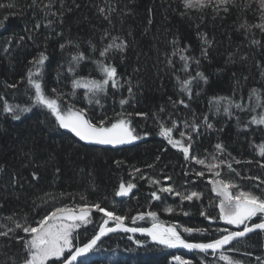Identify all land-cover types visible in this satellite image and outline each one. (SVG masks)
Instances as JSON below:
<instances>
[{
	"label": "trees",
	"instance_id": "trees-1",
	"mask_svg": "<svg viewBox=\"0 0 264 264\" xmlns=\"http://www.w3.org/2000/svg\"><path fill=\"white\" fill-rule=\"evenodd\" d=\"M10 2L17 7L0 9V20L8 17L0 27V96L13 105L29 106L33 90L27 84L26 74L33 67L30 61L44 52L48 59L43 66L42 84L49 96H55L52 89H57L63 94L61 103L65 107L71 104L86 109L94 122L102 116L115 118L116 113L123 111L135 129L134 134L141 139L120 149L89 146L59 129L47 110L33 107L20 120H13L3 113L0 101V225L14 227L6 219L13 217L21 224L35 226L56 207L99 204L126 217L128 227H149L153 221L148 213L154 212L158 223L175 226L189 243L222 238L226 234L222 229L236 231L220 220L218 197L208 182L216 177L195 163V159L231 163L234 171L225 164L213 170L220 172L219 179L235 184L237 187L232 188L235 192L248 191L264 197V183L260 182L264 181V168L260 167L264 157L256 147L264 142V126L248 125L252 116H258L264 109L252 112L232 107L233 116L229 118L222 109L217 112L216 106L210 105L214 97H230L234 103L251 108L255 105V97L249 100L252 89L259 90L264 98V33L258 28L246 31L240 27L245 20L248 24L260 22L256 4L248 11L233 8L230 13L217 14L212 8L185 10L182 0H107V4L105 0H75V3L65 0V9L71 10H63L61 17L57 0L53 8L57 16L45 18L39 9L28 7L31 0H0L5 5ZM47 2L42 0L41 7ZM237 3L245 4L247 0ZM109 6L113 11H106L109 19H104L98 7ZM48 20L52 21L50 28L44 26ZM37 22L41 23L39 29L34 28ZM113 37L119 38L116 43L127 45L122 52L111 50L105 60L117 68L121 86L118 90L109 87L107 95L101 96L103 107L90 106L84 99V89H75L73 95L72 77L67 73L71 55L79 50L86 56L104 59L99 51H91L89 42L99 50L111 43ZM253 40H259L260 44H252ZM68 41L78 44L79 49L69 45L61 51L60 45ZM180 56L189 59L183 61ZM197 72L203 73L207 82L199 77L193 80L189 99L181 91V81L196 76ZM76 75L102 79L90 59L79 64ZM8 84L16 87L8 88ZM121 99L128 101L123 107ZM179 100H184L188 107L174 103ZM205 116L213 124L212 129L204 125ZM236 117L240 118L239 124ZM173 121L178 125L173 129L174 139H181V131L193 138L189 160L159 135L161 125L172 127ZM185 121L199 125V132L185 128ZM111 122L109 119L108 123ZM184 143L189 141L185 139ZM217 144L223 146V152L216 149ZM153 180L160 184H153ZM121 183L134 184L135 191L128 199L119 201L116 192ZM160 186H170L174 192H158ZM154 191L158 192L159 200L152 198ZM192 192L198 193V198L181 199ZM169 208L173 211L168 212ZM141 215L144 218L133 223V218ZM89 219L90 223L74 231V244L87 242L104 220L102 213L96 211ZM260 219L254 217L249 224ZM186 227L197 231L186 233L183 231ZM16 235L25 236L19 230ZM233 247L238 251H232ZM224 253L242 264H262L264 231L233 243ZM22 255V242L0 237V264H12V259L20 264ZM176 257L191 264H226L218 259V254L214 257L167 251L149 245L145 239L129 240L123 235L108 237L82 261L178 264Z\"/></svg>",
	"mask_w": 264,
	"mask_h": 264
},
{
	"label": "snow or ice",
	"instance_id": "snow-or-ice-1",
	"mask_svg": "<svg viewBox=\"0 0 264 264\" xmlns=\"http://www.w3.org/2000/svg\"><path fill=\"white\" fill-rule=\"evenodd\" d=\"M60 4V16H63V10L70 11L71 9H65V0H58ZM42 0L38 3V0H31V4L28 5L29 8L44 13V17L48 16H57V11H53L57 0H48L46 4H43L41 7ZM75 3V0H73ZM107 4V0H105ZM183 7L185 10L188 9H197L204 10L207 8H212V10L219 14V12H224L225 14L230 13L233 8H238L240 11H248L252 9V5L256 4L255 11L259 12V23L248 24L247 20L240 25L241 28H244L246 31H250L252 28H258L262 33H264V0H247L245 4H238L237 0H182ZM17 5L15 3L3 4L0 3V9L8 8L14 9ZM79 7V5H77ZM98 11L101 15L104 16V19H109L107 12L113 11L109 6L107 9L104 7H98ZM20 14H23L21 10ZM186 14V13H184ZM35 18V14L33 16ZM8 19L7 16L0 20V27H3L4 21ZM52 21L48 20L44 25L45 27H51ZM41 23L37 22L34 25L35 29H39ZM108 33L105 32V36ZM31 39V36L28 37ZM24 39V37H20ZM118 37H113L112 42L105 45L101 49H97L95 44L89 42V47L92 52L99 51V56L104 59H95L91 56H86L83 52L79 50L76 54L71 55V60L67 67V73L72 77V88L73 95H75V89H84V99L91 106L93 104H101V96L107 95L108 88L117 89L121 86L119 84V76L117 73V68L110 63H106L105 60L108 58L111 50L115 49L117 51H123L127 45L123 42L116 43ZM206 40V38H205ZM9 43L11 41L9 40ZM252 44L259 45V40H253ZM74 46L79 49V45L75 44L73 41H68L67 44L62 43L60 45L61 51L67 46ZM7 51V48H5ZM175 54V53H173ZM204 54L207 55L206 50ZM246 59V57H243ZM48 57L44 52H40L38 57L30 61L33 65L32 68H29L26 74L27 84L33 90V94L29 96L31 101L29 106H20L19 104L13 105L5 99V97L0 96V101H2V111L5 114L11 116L13 120H20L21 115L28 113L32 110L33 107H40L45 110L54 118L56 126L59 129L67 130L69 133L73 134L75 137L79 138L80 141H84L89 144L95 145H111L113 147L118 145L130 144L135 140L141 139L139 135L134 134L135 129L131 127V121L126 118V114L121 111L116 113L115 118H109L102 116L97 121H93L87 115V111L84 108H77L75 105H67L66 107L61 103L63 100V94L60 93L57 89L53 88L52 92L55 93V96H49L44 89L42 84L43 78V66ZM91 60L93 64L96 65V70L100 72L102 79H93L86 77H78L76 75V68L79 67V64L85 60ZM180 59L187 61L189 58L186 56H180ZM171 63V61H169ZM259 66V65H258ZM187 64H185V69ZM264 75V72H262ZM61 73L57 71V77L59 78ZM199 77L201 80L207 82V77L203 73L197 72L196 76L190 77L181 81V91L185 92L189 99H191V85L193 80ZM8 88H15V84H8ZM129 95H132V88L128 89ZM255 97V105L251 108H247L240 103H234L230 97H214L210 100V105L214 104L216 106V111L220 112L221 109L223 113L232 118L233 112L231 111L232 107L239 109L240 111H252L255 112L256 108L264 109V98L259 94V90L252 89L249 94V100ZM128 101L125 99L120 100V105L123 107ZM223 102V103H222ZM184 107H188V104L184 100H179L178 102ZM163 110V109H161ZM131 113H127V116H131ZM138 115H146L139 113ZM109 119L112 122L109 124ZM237 123H240V118L236 117ZM203 123L208 129L213 128V124L208 121V117H203ZM248 125H258L264 126V111H262L258 116L253 115L252 118L248 121ZM185 128L192 127L195 131L199 132V125L191 124L187 121L184 122ZM178 125L173 121L172 127H165L163 124L160 127L159 135L164 137L167 142L173 147L178 149L183 153L184 159H190V149L192 136L185 134L181 131L179 136L181 139L173 138V129L177 128ZM247 125H245V130ZM189 141L185 144L184 140ZM216 149L220 152H223V146L217 144ZM258 148V154L261 157H264V142L259 145H256ZM195 159V158H194ZM240 163V161H235ZM119 163V162H117ZM195 163L203 165L208 169L210 173L216 179H210L208 182L213 185V191L217 193L218 196H221L222 199L219 204L220 208V218L229 225H234L236 228H240L243 225L242 230L239 231H228L227 229H222L221 231L226 234L222 238L214 239L211 242L207 243H189L181 237L175 226L172 227H163L156 220V213L149 212L148 216L151 217L153 224L151 228H137V227H126L125 219L126 217L121 215H116L113 211L106 210L102 208L99 204L95 205H84L76 207H56L54 210H50L42 219L36 222L35 226L21 224L13 219V217H7L14 227H7L0 225V237L7 239H15L18 243L22 242V251L23 255L21 256L20 264H49L51 261L52 264H85L84 261H79L78 258L85 257L88 254L93 253L98 247L99 242L103 237L107 236L110 233H115L117 231H123L125 233H141L151 237L152 241L163 245L167 248H177L182 247L188 250H198L201 253L214 255L218 253V259L220 261L226 262V264H242L239 260H233L223 251L225 246L232 244L234 240L238 241V238L245 237L248 233L254 232L255 230L264 231V197L256 195L248 191H239L238 194L233 195L230 189L237 187L230 181H225L219 179L220 172L213 171L218 169L221 164H225L230 170L232 169L231 163L220 162V163H206L205 160L195 159ZM251 163V161H248ZM260 167L264 168V163L260 164ZM139 171V169H137ZM199 176H203L204 172H197ZM168 179H171L170 177ZM249 179H257L258 177H249ZM264 183V181H260ZM153 184H160V181L153 180ZM135 187L134 184L121 183L119 190L116 192L117 196H127L132 189ZM158 192L173 193L174 189L172 187L160 186ZM157 191L151 193V196L155 200H159L160 196ZM176 195H181L179 192L175 193ZM194 197L198 198V193L192 192L190 195L182 196V200L191 201ZM93 211L100 212L103 214L104 219L102 224L99 227L98 232H95L92 237L83 245L74 244L76 237L73 236L75 230L81 227V225H86L90 223V215ZM168 212L173 211L171 208L167 209ZM259 216L261 219L259 222L251 223L250 221L254 217ZM144 217L138 216L133 218V223L136 219H143ZM114 221L115 226H109V222ZM21 231L25 236H17V231ZM184 232L191 234L194 230L192 228H184ZM129 240H132V236H128ZM134 243L139 244L138 241ZM232 251H238L235 247L231 249ZM68 253L66 256L65 253ZM260 257H257V260H260ZM178 264H191L190 261L181 260L180 257H176ZM12 264H17L15 259H12ZM264 264V262H262Z\"/></svg>",
	"mask_w": 264,
	"mask_h": 264
},
{
	"label": "water",
	"instance_id": "water-1",
	"mask_svg": "<svg viewBox=\"0 0 264 264\" xmlns=\"http://www.w3.org/2000/svg\"><path fill=\"white\" fill-rule=\"evenodd\" d=\"M81 142H83V143L86 144V145L93 146V147H97V148H102V149H120V148H124V147L130 146L131 144H133V142H132V143H130V144L118 145V146L113 147V146H111V145H95V144H89V143H86V142H84V141H81ZM118 190H119V188H118ZM118 190H117V191H118ZM134 191H135V187L132 189V191H131L127 196H117V195H116V199L119 200V201H121V200H126V199H128V198L133 194ZM110 222L113 224V226H115V222H114V221H110ZM110 222H109V223H110ZM125 226H126V225H125ZM162 226H163V225H162ZM126 227H128V226H126ZM151 227H152V226H151ZM151 227H149V228H151ZM163 227H166V226H163ZM259 232H261V231H260V230H255L254 232L248 233V234H247L245 237H243V238H238V241H240V240H244V239L250 237L251 235L256 234V233H259ZM115 234L130 235V236H134V237H137V238H145V239L149 240L150 244H152V245H156V246L161 247V248H163V249H166L167 251H180V252H184V253H188V254H189V253L205 254V253H201V252H199L198 250H188V249H185V248H182V247H177V248H167V247H165V246H163V245H160V244H157V243L153 242L152 239H151V237H149V236H147V235H143V234H141V233H139V232H137V233H135V234H133V233H125V232H123V231H117V232H115V233H110V234H108L107 236L103 237L102 240L99 242V244H100L101 242H103L106 238H108L109 236H112V235H115ZM238 241L234 240V241L232 242V244L235 243V242H238ZM186 242H187V241H186ZM232 244L225 246V248L223 249V251H225L227 248H229ZM217 254H218V253H217ZM88 255H89V254H88ZM88 255H87V256H88ZM207 255H213V254H211V252H209ZM215 255H216V254H215ZM87 256H85V257H87ZM85 257H80V258H78V262L81 261L82 259H84Z\"/></svg>",
	"mask_w": 264,
	"mask_h": 264
},
{
	"label": "rangeland",
	"instance_id": "rangeland-1",
	"mask_svg": "<svg viewBox=\"0 0 264 264\" xmlns=\"http://www.w3.org/2000/svg\"><path fill=\"white\" fill-rule=\"evenodd\" d=\"M62 130H64V129H62ZM64 131H67V130H64ZM230 191L232 192V194L233 195H235V194H238V192H235V191H233L232 189H230ZM216 196L218 197V201H219V204H220V201H221V199H222V197L221 196H218L217 195V193H216ZM219 204H218V209H219V215H220V208H219ZM102 216H103V214H102ZM103 218H105V219H107L106 217H104L103 216ZM220 220L224 223V224H226L221 218H220ZM161 225H163V224H161ZM227 226H229L230 228H232V229H236V231H239V229L240 228H243V225H241L240 226V228H236L234 225H229V224H226ZM150 226H152V225H150ZM149 226V227H150ZM164 226V225H163ZM168 227V226H167ZM169 227H171V226H169ZM147 228V227H146ZM242 230V229H241ZM231 232V231H230ZM180 234V233H179ZM181 235V234H180ZM181 237H182V235H181ZM183 238V237H182ZM154 246H156V245H154ZM161 248V247H160ZM163 249V248H162ZM164 250H166V249H164ZM65 255L67 256L68 255V253L66 252L65 253ZM90 255V254H89ZM86 258V257H85ZM83 260V259H82ZM81 260V261H82ZM263 262H264V259L262 260ZM49 264H52V262L50 261L49 262ZM57 264H58V262H57Z\"/></svg>",
	"mask_w": 264,
	"mask_h": 264
},
{
	"label": "bare ground",
	"instance_id": "bare-ground-1",
	"mask_svg": "<svg viewBox=\"0 0 264 264\" xmlns=\"http://www.w3.org/2000/svg\"><path fill=\"white\" fill-rule=\"evenodd\" d=\"M109 225L113 226V224H112L111 222L109 223ZM164 226H165V225H164ZM166 227H167V226H166ZM98 230H99V229H98ZM117 235L122 236L121 234H115V236H117ZM112 236H114V235H112ZM123 236H130V235H123ZM109 237H110V236H109ZM132 237H134V236H132ZM106 239H107V238H106ZM140 239H145V238H140ZM145 240H147V239H145ZM147 241H148V244H149V245H152V244H150L149 240H147ZM101 243H102V242H101ZM101 243H100V244H101ZM100 244H99V245H100ZM153 246H154V245H153Z\"/></svg>",
	"mask_w": 264,
	"mask_h": 264
}]
</instances>
